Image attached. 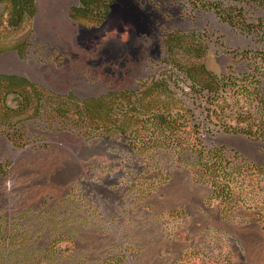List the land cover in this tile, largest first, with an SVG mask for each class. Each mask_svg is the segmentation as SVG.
Returning <instances> with one entry per match:
<instances>
[{
  "label": "rangeland",
  "instance_id": "374dc122",
  "mask_svg": "<svg viewBox=\"0 0 264 264\" xmlns=\"http://www.w3.org/2000/svg\"><path fill=\"white\" fill-rule=\"evenodd\" d=\"M102 1L110 5L113 0ZM35 2L36 15L17 31L6 30L5 24L0 26V74L19 75L54 95L72 94L78 100H85L112 92L135 91L163 72V40L171 31L192 30L199 34L207 46L200 62L214 74L242 73L254 63L264 70L261 50L250 37L240 35L210 12L193 10L182 0H135L141 10L148 5L159 16L154 18L153 27L146 24V31L141 18L125 21L107 15L102 21L107 20L105 33L115 40L104 47L112 46L118 37L129 41L130 32L136 35L132 53L126 49L112 58L109 55L113 52L112 46L101 59L95 53L97 44L92 47L95 41L88 44L90 35L81 30L69 47L43 32L44 15L48 6L54 4L66 11L67 19L79 29L100 26L69 17V11L80 6L76 0ZM259 14L264 17V13ZM66 17H62L63 23L67 22ZM118 27L123 30L121 34ZM155 47L158 54L154 52ZM67 59L73 65L84 64L81 71L87 86L84 90L74 75L70 83L55 88L48 80L51 74L56 78L58 72L41 70L49 65L63 69ZM171 89L192 110L186 121L176 123L173 133L138 125L132 138L118 133H92L90 138H85L77 130L63 129L58 122L34 114L32 109L13 118L11 124H17L9 132L14 135L16 145L4 133L0 134V163L6 169L0 177V217L15 224L29 223V226L50 218L65 220L59 227L71 228V232L53 245L56 251H65L60 264H70L67 258L70 255L75 261L98 264L104 254L115 251L124 253L123 264H139L135 256L141 247L128 242L134 234H165L179 240L181 246L197 247L198 234L204 225L199 221L202 220L200 211L208 210V220L218 218L219 207L223 205L228 211L239 208L247 215L236 224L220 225L215 231L264 230V131L261 137L218 131L214 118L205 124L202 122L203 106L186 95L188 89L180 75L178 87L171 86ZM6 105L14 108L15 97L8 96ZM258 112L252 109L251 118L239 127L256 130L261 124ZM218 158L222 160L221 166L206 173L210 178L216 174L218 180L214 183L208 177L202 178L204 164H212ZM226 193L231 201L224 203L219 196ZM182 201L189 207L184 210L178 207ZM64 214L68 216L63 218ZM46 237L43 234L37 245H44ZM161 252L159 257H165L161 261L164 264L197 262L195 257L188 259L192 253L167 257L166 252Z\"/></svg>",
  "mask_w": 264,
  "mask_h": 264
},
{
  "label": "trees",
  "instance_id": "16d2710c",
  "mask_svg": "<svg viewBox=\"0 0 264 264\" xmlns=\"http://www.w3.org/2000/svg\"><path fill=\"white\" fill-rule=\"evenodd\" d=\"M78 1L80 6L69 11L73 20L100 25L110 12V5L102 0ZM182 1L195 11L212 13L232 30L250 37L259 46L264 64V17L259 14L264 13V0ZM36 12L35 0H0V26L5 24L6 30L17 31L33 19ZM163 51L164 70L158 78L144 82L135 91L112 92L85 100H78L72 94L54 95L23 77L0 74V134L4 133L16 145L15 137L9 130L13 131L17 122L11 124L10 121L30 109L36 115L47 117L50 122H58L63 129L77 130L79 136L85 138H90L92 133H118L132 138L138 125L173 133L176 123L186 121L187 114L192 111L176 98L171 89V86L178 87L180 75L188 89L186 95L194 97V102L203 106L204 124L214 118L218 131L223 133L246 137L263 135L264 70L261 66L251 64L242 73H212L200 62L207 46L202 37L192 30L169 32L163 40ZM8 96L15 97L14 108L6 105ZM252 109L260 112L261 124L254 131L247 126L239 127L251 118ZM218 160L204 164L202 178L208 177L206 173L211 168L216 171V166H221L222 160ZM5 173L6 169L0 163V177ZM210 176V181L215 183L218 180L216 174ZM219 197L224 203L231 201L227 193ZM66 216L62 215L63 218ZM64 221L50 218L39 225L29 226V223L15 224L0 217V264H60L65 251H56L53 245L71 232V228L59 227ZM43 234L47 235L45 244L38 246L37 241ZM124 257L122 252L107 253L98 264H123ZM67 258L70 264H88L75 261L72 255Z\"/></svg>",
  "mask_w": 264,
  "mask_h": 264
},
{
  "label": "crops",
  "instance_id": "0c3cea01",
  "mask_svg": "<svg viewBox=\"0 0 264 264\" xmlns=\"http://www.w3.org/2000/svg\"><path fill=\"white\" fill-rule=\"evenodd\" d=\"M172 194L174 199L176 194L175 192ZM178 207L184 210L189 207V204L182 201ZM219 208L218 218L214 216L209 220L208 210L202 209L200 211L202 220L199 221L200 223L203 222L204 225L200 228L201 233L198 234L199 244L197 247L191 245L181 246L182 243L179 240H173L172 237L165 234L131 235L128 242L141 247V250L135 256L137 262L139 264H164L161 261H165V257H159L161 251H164L167 257L170 255L178 257L180 254L185 255L186 252L192 253L188 254V259L191 260L193 257L199 259L195 262L196 264H264V230L217 232L214 229L220 227V225L230 226L236 224L239 218L247 215L242 213L239 208L235 211H228V207H224V205ZM190 227L192 228V225H189ZM206 228H209L210 231ZM234 245L238 251L233 248ZM200 259H203L204 262H201ZM214 260L215 263H213Z\"/></svg>",
  "mask_w": 264,
  "mask_h": 264
},
{
  "label": "bare ground",
  "instance_id": "6f19581e",
  "mask_svg": "<svg viewBox=\"0 0 264 264\" xmlns=\"http://www.w3.org/2000/svg\"><path fill=\"white\" fill-rule=\"evenodd\" d=\"M60 9L57 8V4L56 5L54 4L52 6H48V12L44 15V21H46V22L44 24L45 27H43L44 28L43 32L45 33V35H48L49 37H51L53 41L59 43L60 45L65 46V47H69V46H71V44L73 42L72 39L77 37L76 34L78 33V31H80V29L77 28V26L71 20L67 19L66 11L63 12ZM54 14H55V16H54ZM63 16L66 17V19H67V22H65V23L62 22ZM61 22L63 24L60 27ZM58 30H59V32H58ZM106 31L107 30H106V26H105L101 31H97V32L90 34V39H88V44H90L92 42V40L95 41V43L93 44L92 47H95V45L97 44V48H95V53H96L97 58H100V59H101V57H103L102 49L104 48V46H106L108 43H112L111 41L115 40V38H112V37L106 35V33H105ZM60 32L66 34L67 37H64V34H61ZM130 33H132V32H130ZM102 36H105L106 39L102 40ZM10 55H12L14 57L13 59H17L14 54H10ZM7 56H8V54H7ZM79 60H80V58L78 56V61ZM86 63H88V61H86ZM25 64H27V62H25ZM84 67H85L84 64L81 66L78 64L73 65V61L70 59H67V65L63 69L57 70L52 65H49L46 67L45 66L42 67L41 70L47 71V72H52V70H56L58 72V74L55 76L56 78H53V75L51 74V76L49 77V80H48L49 84H51V86L53 85L55 88H62L63 84L69 82L71 79L70 77L72 75H74L75 77L78 78V81L80 82V85H81L80 87H82L84 90V88L87 87V86H85L86 84L84 83V80L82 79V75H81V71H82V69H84ZM60 73H63V74H60ZM72 79H74V78H72ZM82 88H81V91H82Z\"/></svg>",
  "mask_w": 264,
  "mask_h": 264
},
{
  "label": "water",
  "instance_id": "95a60500",
  "mask_svg": "<svg viewBox=\"0 0 264 264\" xmlns=\"http://www.w3.org/2000/svg\"><path fill=\"white\" fill-rule=\"evenodd\" d=\"M76 1L79 3L78 0H76ZM109 9H110V12L108 14V17H111V16L120 17V18H123L125 21L131 20V18H133V17L141 18L140 17L141 12L137 9V7L134 5H131L130 2H127V1H123L121 4L111 5L109 7ZM106 25H107V20L102 22L100 24V26H98V27H92L90 29H86V28L81 26L80 30L83 34L90 35L94 32L101 31ZM141 25L144 27L143 30L146 31V27H147L146 23L143 21ZM118 32L121 34L123 32V30L120 27H118ZM135 35H136V33L132 32L129 41H127V42L119 40V37H118L117 41L114 42V44H112L113 52L111 54H109L110 57H112V58L117 57L119 54H121L126 49H129V51L132 53L133 52L132 46H133ZM108 46L104 47L102 49V54L108 53V48L112 47V46H109V47ZM155 53L156 54L159 53V50L157 47H155ZM6 54H9V53H6ZM2 75H15V74H2ZM15 76H19V75H15Z\"/></svg>",
  "mask_w": 264,
  "mask_h": 264
},
{
  "label": "flooded vegetation",
  "instance_id": "af4514ba",
  "mask_svg": "<svg viewBox=\"0 0 264 264\" xmlns=\"http://www.w3.org/2000/svg\"><path fill=\"white\" fill-rule=\"evenodd\" d=\"M123 1H127L130 2L131 5H134L137 7V9L141 12V19L148 25H150L151 27L154 26V18H159V16H157L156 13L152 12L150 9V6L146 5L144 7V10H141L138 5L139 3L134 2L135 0H113L110 4L111 5H115V4H121ZM155 52V50H154Z\"/></svg>",
  "mask_w": 264,
  "mask_h": 264
},
{
  "label": "built area",
  "instance_id": "2783aa9c",
  "mask_svg": "<svg viewBox=\"0 0 264 264\" xmlns=\"http://www.w3.org/2000/svg\"><path fill=\"white\" fill-rule=\"evenodd\" d=\"M197 261H199V259H197ZM214 263V262H213Z\"/></svg>",
  "mask_w": 264,
  "mask_h": 264
}]
</instances>
